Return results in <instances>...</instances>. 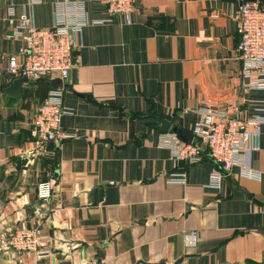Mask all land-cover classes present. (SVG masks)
<instances>
[{
    "label": "crops",
    "instance_id": "1",
    "mask_svg": "<svg viewBox=\"0 0 264 264\" xmlns=\"http://www.w3.org/2000/svg\"><path fill=\"white\" fill-rule=\"evenodd\" d=\"M63 1L83 2L92 23L78 37L79 63L61 89L70 137L38 147L30 131L53 88L26 80L17 97L6 92L15 80L10 58L24 45L12 37L9 10L49 28ZM241 4L135 0L130 23H98L109 19L100 0H0V264H264V129L249 159L260 180L234 167L212 189L216 163L175 161L151 117L172 118L192 136L205 103L242 120L256 116L264 90H245ZM182 169L186 184L170 183ZM45 181L54 186L48 203L38 198ZM24 222L40 225L48 257L1 250L3 235Z\"/></svg>",
    "mask_w": 264,
    "mask_h": 264
},
{
    "label": "built area",
    "instance_id": "2",
    "mask_svg": "<svg viewBox=\"0 0 264 264\" xmlns=\"http://www.w3.org/2000/svg\"><path fill=\"white\" fill-rule=\"evenodd\" d=\"M106 8L109 19L98 23L113 22L114 17H123L131 22L135 0H100ZM33 3L41 0H32ZM12 37L20 39L24 45L17 55L10 58L9 73L12 77H23L27 81L61 79L64 83L71 71L78 65L75 56L78 37L92 22L85 12V4L79 1H63L55 5L52 27L36 25L32 14L14 18V9L9 10ZM240 39L239 53L242 61L243 77L247 81L246 91L264 90V7L257 0H242L235 16ZM94 24L97 22H93ZM70 111L64 106L61 89L51 90L48 98L37 108L31 138L38 147L69 138L62 130V119ZM199 119L192 127V143L182 141L175 133L161 134L159 145L170 151L175 161L194 164L209 156L218 169L210 174L208 187L219 189L225 174L234 167L241 169V176L260 180L249 166L253 152L261 149L260 140L264 129V104L256 116L242 120L230 115L229 111L204 104ZM170 183L184 185L187 172L182 169L174 173ZM53 183L45 181L38 185V198L48 203L53 196ZM195 243L196 234L187 237ZM1 250L13 258L26 254H36L39 259L49 256L47 243L40 225L22 223L19 228L3 235Z\"/></svg>",
    "mask_w": 264,
    "mask_h": 264
},
{
    "label": "water",
    "instance_id": "3",
    "mask_svg": "<svg viewBox=\"0 0 264 264\" xmlns=\"http://www.w3.org/2000/svg\"><path fill=\"white\" fill-rule=\"evenodd\" d=\"M45 82L49 87L53 89H65L68 86L61 80V79H44ZM26 83V79L23 77L17 78L13 81L12 85L6 89V92L9 93L11 96L17 97L20 92L23 90V87ZM94 102V101H92ZM98 104V103H97ZM103 106L101 104H98ZM120 109L119 107H116ZM152 118L155 119L156 124L153 125V129L158 131L160 134H167V133H175L182 141L186 143H192L193 136L185 134L178 126L174 125V119H168L166 116L163 115H152ZM182 259L177 261L175 264H181ZM140 264H149V263H140ZM159 264H167V263H159Z\"/></svg>",
    "mask_w": 264,
    "mask_h": 264
},
{
    "label": "trees",
    "instance_id": "4",
    "mask_svg": "<svg viewBox=\"0 0 264 264\" xmlns=\"http://www.w3.org/2000/svg\"><path fill=\"white\" fill-rule=\"evenodd\" d=\"M261 4V3H260ZM262 5V4H261ZM264 7V5H262Z\"/></svg>",
    "mask_w": 264,
    "mask_h": 264
}]
</instances>
